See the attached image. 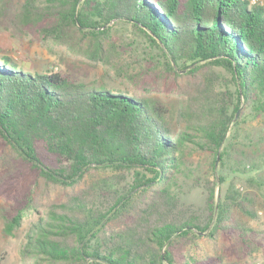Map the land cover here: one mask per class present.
Returning a JSON list of instances; mask_svg holds the SVG:
<instances>
[{
    "label": "trees",
    "instance_id": "16d2710c",
    "mask_svg": "<svg viewBox=\"0 0 264 264\" xmlns=\"http://www.w3.org/2000/svg\"><path fill=\"white\" fill-rule=\"evenodd\" d=\"M7 6L2 0L0 17ZM11 21L42 22V36L59 41L71 31L79 33L94 56L102 55L107 43L116 46L113 34L122 26L139 43H148L157 67L175 76H196L211 67L224 76L223 98L208 80L191 90L175 115L142 86L140 92L86 82L61 70L41 72L0 54V151H8L17 164L0 178L7 204L3 229L11 234L27 212L38 213L25 232L20 264H255L258 255L264 264V234L236 216L239 211L257 218L253 193H240L233 183L215 193L225 181L216 172L219 161L230 163L232 173L247 175L249 186L264 194V148L253 157L243 150L250 140L238 150L226 140L231 126L246 119L241 110L237 114L242 105L252 117L264 115L263 5L23 0ZM188 143L211 156L214 179L205 184L209 217L204 226L187 214L177 192L181 174L187 173ZM99 169L128 171L130 178L121 187L107 183L94 194L74 192L37 210L40 180L74 189ZM210 224V235H220L224 249L191 257L190 240Z\"/></svg>",
    "mask_w": 264,
    "mask_h": 264
},
{
    "label": "rangeland",
    "instance_id": "374dc122",
    "mask_svg": "<svg viewBox=\"0 0 264 264\" xmlns=\"http://www.w3.org/2000/svg\"><path fill=\"white\" fill-rule=\"evenodd\" d=\"M2 0H0L1 3ZM6 15L0 17V54L7 55L15 61L26 64L29 68L41 72L61 70L72 77L86 82L101 83L109 87H126L133 91L142 92L138 86L150 91V95L165 102L177 115L178 111L185 106L191 90L202 89L203 84L209 82L218 92L217 98H223V71L216 67L201 69L196 76H175L163 68L157 67L150 57L153 52L148 43L142 39L139 43L133 35H129L124 27L113 34L116 46L107 43L104 52L100 56H94L89 42L81 38V34L69 32L63 40L45 38L40 33L39 24L19 25L12 22L11 18L19 12L23 0H7ZM126 34L124 38L121 34ZM120 37L118 40L117 37ZM185 69L179 71L180 74ZM193 76V77H192ZM241 110V111H240ZM246 116L241 123L231 126L227 132V139L234 142L233 150H238L240 143L251 145L243 147L248 154L257 156L259 148H264V115L252 117L249 106L242 105L237 114ZM236 120V119H235ZM260 138V142L254 141ZM234 154L232 158H236ZM183 159L187 167V173L181 174L177 190L182 207L187 208V214L196 217L197 221L204 226L208 222L209 214L206 208L207 192L205 184L213 180L210 168L211 156L188 143L183 151ZM229 164L225 166L216 162V172L225 176V181L215 187V193H224L226 188L233 183V188L240 193H253L255 200L254 209L257 218L236 211L237 218L245 225L252 227L264 234V200L260 190L249 186L247 175L232 173ZM20 166V165H19ZM17 164L13 161L8 151H0V178L9 176L16 170ZM264 173V171H263ZM130 178L128 171L114 169H99L88 175L76 188H64L61 185L40 180L36 186L40 206L37 210L44 211L50 203L65 201L69 194L81 192L94 194L104 188L107 183L121 187ZM31 180V179H30ZM4 197L0 195V264H20V247L24 240L25 232L30 223L36 218V210H30L22 220L21 225L8 234L3 229V209L6 206ZM212 224L199 237L190 240L188 251L191 257L202 258L215 256L224 249L222 237L211 236ZM254 262L261 263L258 255Z\"/></svg>",
    "mask_w": 264,
    "mask_h": 264
},
{
    "label": "built area",
    "instance_id": "2783aa9c",
    "mask_svg": "<svg viewBox=\"0 0 264 264\" xmlns=\"http://www.w3.org/2000/svg\"><path fill=\"white\" fill-rule=\"evenodd\" d=\"M250 3L252 4H260V5H263L264 6V0H249ZM263 131H264V126H263ZM255 264H259V262H256Z\"/></svg>",
    "mask_w": 264,
    "mask_h": 264
}]
</instances>
